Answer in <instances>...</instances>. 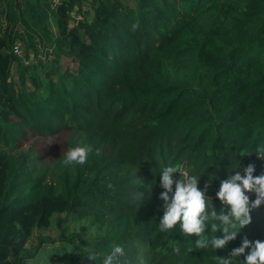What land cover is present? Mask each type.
Wrapping results in <instances>:
<instances>
[{"label":"trees","instance_id":"16d2710c","mask_svg":"<svg viewBox=\"0 0 264 264\" xmlns=\"http://www.w3.org/2000/svg\"><path fill=\"white\" fill-rule=\"evenodd\" d=\"M82 1L0 0V264H33L44 245L52 264H103L115 246L114 264H218L245 237L264 241V205L224 249L195 248L179 224L159 231L165 167L201 176L217 212L233 171L264 174V0H94L92 21ZM78 145L87 162L63 166Z\"/></svg>","mask_w":264,"mask_h":264},{"label":"clouds","instance_id":"9594fccd","mask_svg":"<svg viewBox=\"0 0 264 264\" xmlns=\"http://www.w3.org/2000/svg\"><path fill=\"white\" fill-rule=\"evenodd\" d=\"M139 27V23H134L132 30H138ZM92 151L91 145L68 147L63 151L60 162L65 167L84 165ZM96 154H100L99 150H96ZM260 156L264 159V156ZM254 171L255 166L250 164L243 168V175L239 168L233 171L234 175L230 174L226 180L221 181L215 196L227 211L222 208L217 212L213 199L206 194L208 185L204 190L199 188L201 176L190 175L179 165L165 167L160 177V187L164 191L159 199L163 201L164 215L159 221V231L168 232L179 224L184 236L198 237L195 248L224 249L229 242L236 240L241 229L252 223L251 211L264 205V174L254 177ZM251 192L256 194L254 201L246 195ZM209 227L210 235L206 234ZM220 232L223 233L222 238L217 236ZM173 250L176 254L180 253L178 246ZM192 251L193 248L189 246L187 252ZM125 255L123 247L115 246L104 258L103 264H114L117 258ZM241 257L244 259H240V264H264V241L252 242L245 237L239 247L231 250L228 257L217 256L216 259L218 264H233L236 258ZM89 259L93 260L95 257L90 256Z\"/></svg>","mask_w":264,"mask_h":264},{"label":"rangeland","instance_id":"374dc122","mask_svg":"<svg viewBox=\"0 0 264 264\" xmlns=\"http://www.w3.org/2000/svg\"><path fill=\"white\" fill-rule=\"evenodd\" d=\"M93 2L94 0H83L82 1V9L84 11H86L88 13L87 15V20L88 21H92V17H93ZM125 3L127 5L130 6H134L135 2L134 0H125ZM21 50H22V57H24L25 55V49L24 46L21 45ZM10 66V62L8 57H3L0 55V104L4 105L6 104V100L3 98V92L4 89L6 87L5 83L9 82L10 79H8L7 76V72H8V68ZM13 68L11 69V76L13 78H16V71L14 69V65L12 66ZM63 144V140H59L57 142L54 141H50L48 148H47V159L55 156V154L57 153H61V145ZM5 164L3 162H0V197L3 194L4 191V184H5ZM55 233V230L53 231ZM49 233V235H52L53 237H56V233ZM105 230H98V229H94L92 234L95 237H99L104 235ZM45 236V235H44ZM40 238H43V236L40 233H36V236L32 239L30 245L31 247H34L37 245L38 240ZM52 252V247L49 245H44L42 251L40 252V255L38 256L37 260H35L33 262V264H52L48 258V256L50 255V253Z\"/></svg>","mask_w":264,"mask_h":264},{"label":"built area","instance_id":"2783aa9c","mask_svg":"<svg viewBox=\"0 0 264 264\" xmlns=\"http://www.w3.org/2000/svg\"><path fill=\"white\" fill-rule=\"evenodd\" d=\"M58 2H66V1H69V0H57ZM71 19L76 21V22H80V21H83L84 20V16L83 14L81 13H78L77 11L76 12H73L71 14ZM15 53L19 56H22V50H21V44L17 45L15 47Z\"/></svg>","mask_w":264,"mask_h":264}]
</instances>
